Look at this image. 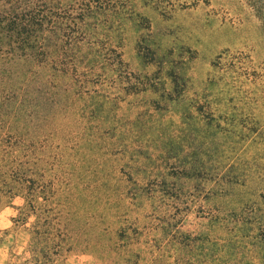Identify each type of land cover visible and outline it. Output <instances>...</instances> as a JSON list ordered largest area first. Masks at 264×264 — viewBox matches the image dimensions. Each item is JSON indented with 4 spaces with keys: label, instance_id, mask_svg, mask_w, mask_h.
Instances as JSON below:
<instances>
[{
    "label": "rangeland",
    "instance_id": "1",
    "mask_svg": "<svg viewBox=\"0 0 264 264\" xmlns=\"http://www.w3.org/2000/svg\"><path fill=\"white\" fill-rule=\"evenodd\" d=\"M111 4L62 69L8 65L0 264H264L262 20Z\"/></svg>",
    "mask_w": 264,
    "mask_h": 264
},
{
    "label": "trees",
    "instance_id": "2",
    "mask_svg": "<svg viewBox=\"0 0 264 264\" xmlns=\"http://www.w3.org/2000/svg\"><path fill=\"white\" fill-rule=\"evenodd\" d=\"M112 1L73 0L63 10L61 0H0V86L17 60L44 64L51 57L62 69L61 56L94 36L89 19L114 10ZM248 1L264 26V0Z\"/></svg>",
    "mask_w": 264,
    "mask_h": 264
}]
</instances>
